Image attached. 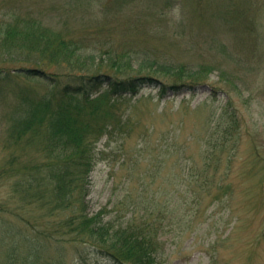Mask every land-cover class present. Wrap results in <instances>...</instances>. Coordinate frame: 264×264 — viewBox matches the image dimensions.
I'll use <instances>...</instances> for the list:
<instances>
[{"label":"rangeland","instance_id":"rangeland-1","mask_svg":"<svg viewBox=\"0 0 264 264\" xmlns=\"http://www.w3.org/2000/svg\"><path fill=\"white\" fill-rule=\"evenodd\" d=\"M0 20L17 31L35 25L109 72L115 60L133 76L149 72L138 67L146 59L201 69L200 84L181 93L146 87L119 100L95 146L88 212L125 225L151 210L160 264H264V0H0ZM10 56L0 53V68L32 66ZM10 105L0 104V167ZM12 184H0V232L15 234ZM206 186L210 194H187ZM10 240L0 264H26ZM65 248L39 264H80Z\"/></svg>","mask_w":264,"mask_h":264},{"label":"trees","instance_id":"trees-1","mask_svg":"<svg viewBox=\"0 0 264 264\" xmlns=\"http://www.w3.org/2000/svg\"><path fill=\"white\" fill-rule=\"evenodd\" d=\"M43 34L35 25L17 31L0 20L1 56L13 57L16 52L17 59L32 63L29 68H0V104L6 109L10 105L6 95L13 96L3 116L6 158L0 167V184L13 181L21 221L15 234L1 229L0 245L7 243L5 238L14 240L26 264H39L50 249L60 253L65 247L73 249L80 264H160L163 241L159 229L148 221L151 210L140 222L125 225H114L101 212H88L95 146L112 128L119 100L146 87L158 88L160 96L168 90L181 93L200 84L201 69L141 59L138 67L149 69L148 73L123 74L117 60L109 72L95 63L94 55ZM44 37L49 41H41ZM1 62L9 61L1 58ZM55 65L61 67L60 72H44ZM88 103L94 107L86 109ZM200 178L209 180L205 173ZM211 192L206 186L191 188L187 194L198 197ZM0 204L5 210L6 205ZM11 240L8 245L14 249Z\"/></svg>","mask_w":264,"mask_h":264}]
</instances>
